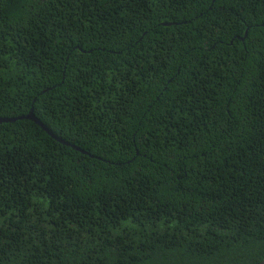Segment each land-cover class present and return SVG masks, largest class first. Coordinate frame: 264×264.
Instances as JSON below:
<instances>
[{"label": "trees", "instance_id": "1", "mask_svg": "<svg viewBox=\"0 0 264 264\" xmlns=\"http://www.w3.org/2000/svg\"><path fill=\"white\" fill-rule=\"evenodd\" d=\"M3 118L0 264L264 259V0H0Z\"/></svg>", "mask_w": 264, "mask_h": 264}, {"label": "water", "instance_id": "2", "mask_svg": "<svg viewBox=\"0 0 264 264\" xmlns=\"http://www.w3.org/2000/svg\"><path fill=\"white\" fill-rule=\"evenodd\" d=\"M24 118L31 119V120L35 121L36 123H38L39 125H41L49 134H51L52 136H54V134L49 131V128L46 125H44L43 122H41L37 117L34 116L33 111H31V113L28 116L20 117V119H24ZM15 120L16 119L3 118V119H0V122L1 123H4V122H12V121H15ZM59 140L60 141H63L65 144L68 145V143L66 141H64L62 139H59ZM73 147L76 148V149H79L76 146H73ZM258 264H264V259L260 263H258Z\"/></svg>", "mask_w": 264, "mask_h": 264}]
</instances>
